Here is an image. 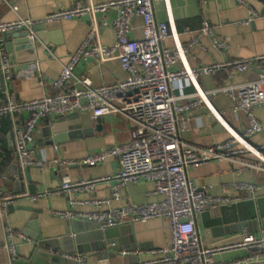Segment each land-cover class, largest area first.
<instances>
[{
  "label": "crops",
  "instance_id": "0c3cea01",
  "mask_svg": "<svg viewBox=\"0 0 264 264\" xmlns=\"http://www.w3.org/2000/svg\"><path fill=\"white\" fill-rule=\"evenodd\" d=\"M106 1L109 0H0V23L20 18L35 22L31 27L34 32L32 39L28 37L29 30L23 28L17 31L27 32V44H13L10 53L0 51V103L5 102L7 97L29 101L52 94L54 90L50 81L58 77L62 64L69 60L70 55L82 43L92 21L97 27V42L104 46L114 44L112 20L116 12L113 9L98 11L93 15L84 13L52 22L42 21L46 15L59 9L71 8L77 2L96 5ZM13 5L16 6V11L11 9L10 6ZM154 12L156 19L166 21L169 28V36L164 41L165 47L173 48L176 41L186 47L194 39H198V44L191 45L186 51L187 64L192 69L229 60L246 61L264 55V0L155 1ZM251 15H254L253 19L245 24ZM203 21H208L212 36L224 43L222 47H217L209 36L198 35ZM39 24H44L45 27L34 30V26ZM129 37L133 40L142 38L140 17L133 18ZM3 56L7 57L11 67V79H6L1 72ZM32 63L38 66L32 79L14 76L21 67ZM180 67V63H177L174 69ZM257 72L256 67L232 75L228 71L218 70L200 75L198 82L202 89L212 90L255 80ZM75 73L89 77L95 87L126 77L115 57L102 63L91 57L83 59L77 64ZM192 92L193 87L185 78L172 84L174 95H188ZM211 106L223 113L224 121L231 129L240 132L247 125L244 113L234 109L232 100L226 94L215 93L211 97ZM253 114L264 129V102L254 107ZM58 118L60 117L42 118L33 132V142L29 146L34 150L35 157L45 158L47 164L42 168L29 167V179L26 167H21L16 158L11 138L12 126L22 124L25 115L12 114L8 119L6 116L2 118L5 120L7 132L0 136V187L7 194L17 198L10 204L14 208L13 212H7L2 223L9 226L14 235L21 233L28 237L26 241L15 236L12 238L17 251L11 259V264H30L34 250L41 247L50 249L45 245L46 241L52 242L57 248L56 254L61 256L62 264H65L66 260L69 264H146L161 258L160 251L171 242L170 225L165 218H153L144 222L127 220L115 226L119 228V233L103 250L100 243H104L105 239L97 222L81 218L65 219L51 214V211L70 210L71 200H82L90 196L101 199L110 194L111 181L98 183L91 195L85 192L68 195L53 193L65 179L74 182L105 177L118 169L116 158H106L95 166L71 165L64 171L60 170L53 159L80 160L92 151L128 140L130 133L129 123L121 116L106 115L93 120L88 113H78V116L61 122V129L55 132L53 126ZM184 120V127L179 129V138L188 144L208 147L226 140L229 136L228 131L210 115L208 107L204 105H199L185 114ZM248 141L254 146L264 145V130L251 136ZM242 158L250 162L257 160L248 155ZM235 170L232 163L216 160L189 167L187 177L197 186H206L212 196H235L239 192L234 190L232 185L248 183L261 187L253 201L264 197V173ZM30 186L33 187V193L29 191ZM152 188L153 185L149 181L127 184L121 200L113 201L111 206L121 207L130 203L146 204L161 200V195L151 193ZM242 194L247 200H252L248 192ZM28 195H35L37 199L31 201L26 197ZM218 208L207 209L210 215L205 218L201 216L202 212L196 214L195 228L198 229L202 243L205 241L206 245L212 246L234 243L244 230L260 235L264 217L259 216L260 209L257 206L256 218L247 217V212L251 211L247 208L242 210L243 218L246 217L243 220L239 219L235 211L220 215ZM261 208L264 213V205ZM32 209L38 211L36 228L27 225L36 214ZM72 210L90 212L96 208L75 206ZM24 229L27 233L38 232L37 240L23 233ZM6 242L11 243L7 237ZM224 242L226 244H221ZM112 247L116 249L112 250ZM246 254L245 250L228 251L215 255L214 260L223 262Z\"/></svg>",
  "mask_w": 264,
  "mask_h": 264
},
{
  "label": "built area",
  "instance_id": "2783aa9c",
  "mask_svg": "<svg viewBox=\"0 0 264 264\" xmlns=\"http://www.w3.org/2000/svg\"><path fill=\"white\" fill-rule=\"evenodd\" d=\"M155 1L170 0H109L96 5L77 2L71 8L59 9L44 17L42 21L52 22L84 13L93 15L98 11L113 9L116 12L112 20L115 42L110 46L98 43L97 27L92 21L82 43L70 55L69 60L62 64L58 77L50 81L54 90L52 94L29 101L7 97L5 102L0 103V119L12 114L25 115L22 124L13 125L11 128L16 158L21 167L42 168L47 164L45 158L35 157L34 150L29 146L33 142V132L38 122L46 116L62 117L74 112L88 113L93 120L106 115L121 116L130 125L128 140L92 151L80 160L53 159L60 170L64 171L71 165L95 166L106 158H116L118 169L112 175L74 182L65 179L60 188L53 191L57 194L85 192L91 195L98 183L111 181L109 196L101 199L90 196L82 200H71L70 210L51 211V214L65 219L95 221L101 230L121 225L127 220L144 222L159 217L167 219L171 242L160 251L161 258L146 264L264 263V226L260 235L244 230L238 241L217 246L203 244L195 228L197 213L247 200L243 192H248L250 199L254 200L261 187L256 184L234 183L232 188L239 192L237 195L212 196L206 186H197L187 177L189 167L216 160L232 163L236 172L252 170L264 173V145L254 146L248 141L251 136L264 130L253 114L254 107L264 102V55L246 61L229 60L192 69L187 64L186 51L191 45L198 44V39H194L186 47L178 41L173 48L165 47L164 41L169 36V28L166 21L156 19ZM10 7L13 11L17 9L14 5ZM134 17L142 19V38L138 40L129 37ZM253 17L251 15L244 23H249ZM34 23L31 19L23 18L0 23V51L3 50L1 34L25 28L29 30L28 37L32 39L34 32L31 27ZM198 35L209 36L217 47L224 45L212 36L208 21L202 22ZM3 57L1 72L6 79H11V67L7 57ZM89 57L100 63L117 58L126 77L113 83L93 86L89 77L75 73L77 64ZM177 63H180V69H174ZM253 67L258 68L257 78L239 85L204 90L198 82L202 74L225 70L232 75L247 72ZM36 70L37 64L32 63L21 67L14 76L32 79ZM182 78L193 87V92L188 95H174L172 84ZM218 92L229 96L234 109L244 113L247 125L242 131L231 129L224 121L223 113L211 106V97ZM199 105L208 107L210 115L228 131L226 140L208 147H198L179 138V129L185 125V114ZM244 155L257 160H244ZM140 181L151 182V193L161 195L162 199L146 204L111 206L113 201L121 200L127 184ZM26 197L31 201L37 199L35 195ZM16 199L15 195L7 194L0 187V224L3 248L9 264L17 251L12 238L15 236L23 241L28 240L24 234L14 235L13 230L2 223L6 217L7 206ZM75 206H92L96 210H72ZM6 237L11 243L6 242ZM235 250H245L247 254L223 262L214 260L217 254Z\"/></svg>",
  "mask_w": 264,
  "mask_h": 264
},
{
  "label": "water",
  "instance_id": "95a60500",
  "mask_svg": "<svg viewBox=\"0 0 264 264\" xmlns=\"http://www.w3.org/2000/svg\"><path fill=\"white\" fill-rule=\"evenodd\" d=\"M44 26V24H39L34 26V30H40L42 29ZM20 33V34H19ZM1 42H2V49L5 50L7 53L11 52V47L13 44H17V43H28V38H27V32H5L3 34H1ZM33 43H29V45H31ZM73 116H78V113H72L63 117H60L56 120V124L53 126L54 131H59L61 129V125L60 123L63 122L66 119H70ZM6 118H9V115H6ZM56 140L57 137H56ZM27 171V176L29 179V167L25 168ZM29 191L30 193H33V187H29ZM264 205V197L263 198H258L255 201L253 200H244L235 204H231V205H223V206H219L218 210L220 215H225L226 213H229V211L232 212H236V214L239 216V219L243 220V216H244V212H242V210L249 208L251 211L247 212L249 215H247V217L249 218H256L257 213L255 211V206L258 207V209H260L259 216L264 217V213H262L261 211V207ZM14 210L12 205H8L7 206V212L8 213H12ZM34 211L33 217L30 219V221L27 223L28 226H35V228L38 226V220H37V213L38 211L36 209H32ZM252 212V213H251ZM246 213V214H247ZM208 215H210L209 210H206L204 212L201 213L202 217H207ZM195 221H196V215H195ZM197 233H198V229ZM27 230H23V233L28 234L31 238L36 239L38 238V232L33 234V233H27ZM119 233V228L118 227H110V228H106L102 231V237L105 239L104 243H100V247L101 249H105V245H109L112 240L113 237L116 236ZM199 235V233H198ZM2 233H1V225H0V264H9L8 263V259H7V254L5 249L3 248V237H2ZM240 238V237H239ZM239 238L237 240H239ZM205 245L206 242L204 241ZM203 243V244H204ZM221 244H226V242L221 243ZM45 245L49 246L50 249H44V248H37L36 250H34L31 258H30V264H62V260H61V256L59 254H56L57 248L52 245V242H45ZM116 247H112V250H115ZM65 264H69V262L66 260L64 261Z\"/></svg>",
  "mask_w": 264,
  "mask_h": 264
},
{
  "label": "trees",
  "instance_id": "16d2710c",
  "mask_svg": "<svg viewBox=\"0 0 264 264\" xmlns=\"http://www.w3.org/2000/svg\"><path fill=\"white\" fill-rule=\"evenodd\" d=\"M6 123L4 119H0V136L6 134Z\"/></svg>",
  "mask_w": 264,
  "mask_h": 264
}]
</instances>
